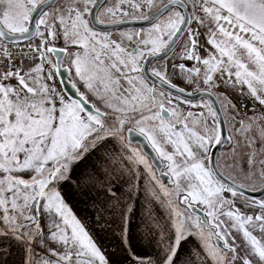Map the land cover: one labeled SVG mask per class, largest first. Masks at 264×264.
Wrapping results in <instances>:
<instances>
[{
    "label": "snow or ice",
    "instance_id": "1",
    "mask_svg": "<svg viewBox=\"0 0 264 264\" xmlns=\"http://www.w3.org/2000/svg\"><path fill=\"white\" fill-rule=\"evenodd\" d=\"M0 264H264V0H0Z\"/></svg>",
    "mask_w": 264,
    "mask_h": 264
},
{
    "label": "water",
    "instance_id": "2",
    "mask_svg": "<svg viewBox=\"0 0 264 264\" xmlns=\"http://www.w3.org/2000/svg\"><path fill=\"white\" fill-rule=\"evenodd\" d=\"M146 151H150V149H145Z\"/></svg>",
    "mask_w": 264,
    "mask_h": 264
}]
</instances>
